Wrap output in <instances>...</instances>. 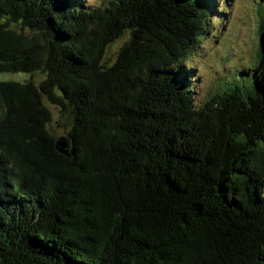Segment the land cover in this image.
Returning a JSON list of instances; mask_svg holds the SVG:
<instances>
[{
	"label": "trees",
	"instance_id": "obj_1",
	"mask_svg": "<svg viewBox=\"0 0 264 264\" xmlns=\"http://www.w3.org/2000/svg\"><path fill=\"white\" fill-rule=\"evenodd\" d=\"M225 7L0 0V264H264V11L249 63L194 97Z\"/></svg>",
	"mask_w": 264,
	"mask_h": 264
},
{
	"label": "rangeland",
	"instance_id": "obj_2",
	"mask_svg": "<svg viewBox=\"0 0 264 264\" xmlns=\"http://www.w3.org/2000/svg\"><path fill=\"white\" fill-rule=\"evenodd\" d=\"M224 17L220 22L216 18L212 23L209 37L201 48L191 54V63L195 66L192 76L197 103L207 97L223 80L238 72L249 63L257 52V24L262 20L259 0H223ZM264 13V12H263ZM260 15V16H259ZM127 40V35L111 44L105 53V64H111L118 49ZM5 76H0V80ZM18 81L40 82L41 74L6 76ZM3 80V79H2ZM50 113L47 126L49 134L55 139L65 138L72 127V113L63 112L56 106L43 102Z\"/></svg>",
	"mask_w": 264,
	"mask_h": 264
},
{
	"label": "water",
	"instance_id": "obj_3",
	"mask_svg": "<svg viewBox=\"0 0 264 264\" xmlns=\"http://www.w3.org/2000/svg\"><path fill=\"white\" fill-rule=\"evenodd\" d=\"M259 46L262 50V55L264 56V31L261 33L260 38H259ZM55 147L58 153L61 155H64L66 157H71L74 152L69 148V144L65 138L58 139L55 142Z\"/></svg>",
	"mask_w": 264,
	"mask_h": 264
}]
</instances>
